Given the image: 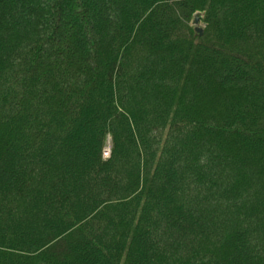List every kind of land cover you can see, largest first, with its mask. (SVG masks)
<instances>
[{
    "label": "trees",
    "instance_id": "trees-1",
    "mask_svg": "<svg viewBox=\"0 0 264 264\" xmlns=\"http://www.w3.org/2000/svg\"><path fill=\"white\" fill-rule=\"evenodd\" d=\"M0 264H264V0H0Z\"/></svg>",
    "mask_w": 264,
    "mask_h": 264
},
{
    "label": "water",
    "instance_id": "water-1",
    "mask_svg": "<svg viewBox=\"0 0 264 264\" xmlns=\"http://www.w3.org/2000/svg\"><path fill=\"white\" fill-rule=\"evenodd\" d=\"M200 17H199V13L196 12L194 13L193 19L191 20V24L192 25H196L199 21ZM195 30L199 32V34L202 32L201 28L199 27H195Z\"/></svg>",
    "mask_w": 264,
    "mask_h": 264
},
{
    "label": "rangeland",
    "instance_id": "rangeland-1",
    "mask_svg": "<svg viewBox=\"0 0 264 264\" xmlns=\"http://www.w3.org/2000/svg\"><path fill=\"white\" fill-rule=\"evenodd\" d=\"M199 17H200V19H199V21H198V23L196 24V25H192L191 24V22H190V24L193 26V28H194V30H195V27H199V28H201V30L204 28V23H203V21L201 20V16L199 15ZM193 19V18H192ZM196 31V30H195ZM196 32H198V31H196ZM109 147V143H108V145L105 147V149L106 148H108ZM105 149L103 150V152H104V154H105Z\"/></svg>",
    "mask_w": 264,
    "mask_h": 264
}]
</instances>
